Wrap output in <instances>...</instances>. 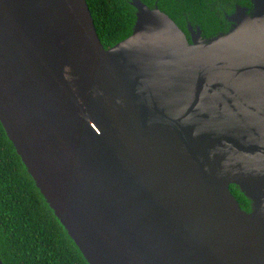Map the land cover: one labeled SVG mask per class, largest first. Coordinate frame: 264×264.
I'll return each mask as SVG.
<instances>
[{
	"label": "water",
	"instance_id": "obj_1",
	"mask_svg": "<svg viewBox=\"0 0 264 264\" xmlns=\"http://www.w3.org/2000/svg\"><path fill=\"white\" fill-rule=\"evenodd\" d=\"M250 1L229 31L189 39L136 0L132 34L105 48L87 0H0V120L90 264H264V0Z\"/></svg>",
	"mask_w": 264,
	"mask_h": 264
},
{
	"label": "trees",
	"instance_id": "obj_2",
	"mask_svg": "<svg viewBox=\"0 0 264 264\" xmlns=\"http://www.w3.org/2000/svg\"><path fill=\"white\" fill-rule=\"evenodd\" d=\"M105 48L130 36L136 0H87ZM158 7L183 29L198 25L204 37L230 30L226 13L248 0H140ZM186 14V22L184 18ZM242 206L250 201L234 186ZM0 258L3 264H90L37 187L0 120Z\"/></svg>",
	"mask_w": 264,
	"mask_h": 264
},
{
	"label": "flooded vegetation",
	"instance_id": "obj_3",
	"mask_svg": "<svg viewBox=\"0 0 264 264\" xmlns=\"http://www.w3.org/2000/svg\"><path fill=\"white\" fill-rule=\"evenodd\" d=\"M248 2H249L248 4L235 2L234 6H235L236 9L233 12H231V14L230 13L229 14L226 13L227 19L231 22L230 17L236 12L237 8H239V7L247 9V12H250L252 10V8H253V3L250 0H248ZM184 18H185V22H186V19H187L186 14H184ZM198 28L201 29L198 25L195 26L191 22L188 21V22H186V29L184 31L186 32L188 38L191 39L190 29H193V30L197 31ZM201 31H202V29H201Z\"/></svg>",
	"mask_w": 264,
	"mask_h": 264
}]
</instances>
